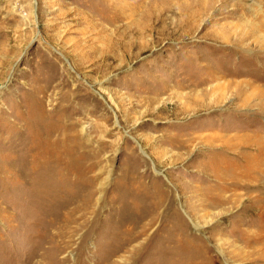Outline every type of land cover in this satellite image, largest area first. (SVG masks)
Instances as JSON below:
<instances>
[{
	"label": "rangeland",
	"instance_id": "rangeland-1",
	"mask_svg": "<svg viewBox=\"0 0 264 264\" xmlns=\"http://www.w3.org/2000/svg\"><path fill=\"white\" fill-rule=\"evenodd\" d=\"M0 264H264V0H0Z\"/></svg>",
	"mask_w": 264,
	"mask_h": 264
}]
</instances>
